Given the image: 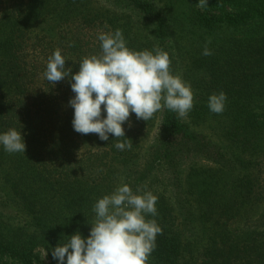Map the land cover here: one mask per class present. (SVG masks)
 Masks as SVG:
<instances>
[{
	"label": "trees",
	"instance_id": "obj_1",
	"mask_svg": "<svg viewBox=\"0 0 264 264\" xmlns=\"http://www.w3.org/2000/svg\"><path fill=\"white\" fill-rule=\"evenodd\" d=\"M198 3L0 0V134L16 129L26 144L25 154L0 145V264H59L52 250L77 232L87 238L94 204L122 184L158 198L146 219L162 234L148 264H264V0ZM116 29L131 50L166 51L194 94L187 118L132 113L123 151L112 134L77 133L69 79L43 76L57 49L75 74L101 54L98 33ZM221 91L214 114L209 96Z\"/></svg>",
	"mask_w": 264,
	"mask_h": 264
},
{
	"label": "clouds",
	"instance_id": "obj_2",
	"mask_svg": "<svg viewBox=\"0 0 264 264\" xmlns=\"http://www.w3.org/2000/svg\"><path fill=\"white\" fill-rule=\"evenodd\" d=\"M207 6L208 0L197 4L201 10ZM97 38L101 54L84 57L75 74L72 68L65 67L60 49L48 58L43 73L52 85L69 79L75 93L69 100L74 109L72 126L77 133L97 134L102 141H108L112 134L118 141L114 147L123 151L133 146L130 139H120L125 138V122L131 127L132 113L146 122L164 109L187 118L194 106V94L190 85L172 73L166 51L159 47L152 51L131 50L121 29L101 31ZM202 55H212L207 43ZM226 100L223 91L211 94L209 110L222 114ZM0 145L10 154L26 151L21 131L16 129L0 134ZM157 199L151 191L137 189L134 193L128 184L118 186L94 204L95 222L90 235L84 238L79 232L73 234L67 243L52 250L53 258L59 264H65V257L67 264H148L156 237L162 234L155 219H146L147 215L158 214Z\"/></svg>",
	"mask_w": 264,
	"mask_h": 264
},
{
	"label": "rangeland",
	"instance_id": "obj_3",
	"mask_svg": "<svg viewBox=\"0 0 264 264\" xmlns=\"http://www.w3.org/2000/svg\"><path fill=\"white\" fill-rule=\"evenodd\" d=\"M156 133H157V124L152 127V129L149 131V133H146L144 135L143 140H142V145H143V150L142 151L144 153L147 151L148 147L154 141ZM45 252L46 251H44L43 249H39V251H37V254L39 255V257L43 261H47L48 260L47 255L45 256Z\"/></svg>",
	"mask_w": 264,
	"mask_h": 264
}]
</instances>
